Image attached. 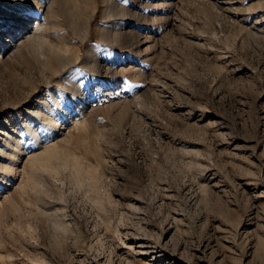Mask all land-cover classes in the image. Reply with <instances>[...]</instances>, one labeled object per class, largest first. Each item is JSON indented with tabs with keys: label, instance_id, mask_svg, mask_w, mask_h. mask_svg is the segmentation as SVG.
Wrapping results in <instances>:
<instances>
[{
	"label": "rangeland",
	"instance_id": "1",
	"mask_svg": "<svg viewBox=\"0 0 264 264\" xmlns=\"http://www.w3.org/2000/svg\"><path fill=\"white\" fill-rule=\"evenodd\" d=\"M42 1L45 56L0 60V128L21 149L0 264H264V0ZM48 144L98 183L55 161L33 187Z\"/></svg>",
	"mask_w": 264,
	"mask_h": 264
},
{
	"label": "bare ground",
	"instance_id": "2",
	"mask_svg": "<svg viewBox=\"0 0 264 264\" xmlns=\"http://www.w3.org/2000/svg\"><path fill=\"white\" fill-rule=\"evenodd\" d=\"M0 1H1L0 3H2L0 6V13H7L9 12V10L12 9H15V11L17 12L15 15L16 25H14L13 27L14 30H10L7 34H5L0 38V48L2 47V44L5 43V47L0 49V60H7L11 58L12 56L16 55V52H14L13 50L15 49V47H18L20 45L24 46L27 44H29L30 46L35 45V48L39 50L38 53L43 57L45 52H47V51L43 52L44 46L46 45L45 43H47V38H46L47 36L42 34V31H44V29H46L47 27L48 28L55 27L54 24L51 25L48 24L47 19H49L50 17H55V14L58 13L56 11L55 12L50 11L49 8L45 10L44 2L42 0H0ZM51 3L53 4V2ZM32 9L35 11L32 12ZM29 12H30L29 14L30 17L28 18L24 15V13H29ZM23 18L26 19L24 20ZM11 37H14L13 41L10 40ZM50 48L53 54L52 56L57 61L60 62L64 59L65 56L64 54L66 53V51H68L67 47H66L67 49H65L60 45L51 44ZM38 115H42L41 112H39ZM47 118L53 121L55 119V115L52 114ZM6 130L8 129L0 128V138L2 137L1 135L3 136L7 135V137L9 138L8 143L10 147L9 149L7 148L2 149L0 145L1 158L4 159L9 158V160L8 159L7 160L10 162V163L0 162V175L1 174L4 175L0 179L1 180L0 182H2V180L4 181L3 182L5 184L4 187H7L6 186L8 182L7 179L11 178L12 168L15 166L16 162L19 161L21 155L20 154L21 149L19 148L20 144L18 145L19 142L16 143L17 145H14V142H17L18 140L16 139L15 136L10 135ZM34 151H33L34 153L32 152V154L29 155L28 160H26L29 162V170H30L29 182L32 183L33 187L39 188L41 185L44 184L42 172H44L45 170L57 171V169H59L58 167L53 166L55 161L61 162L64 166H71L74 175L73 178L76 181H79L81 184L82 183L84 184V182L87 181L89 186H91L92 188L93 186L96 185L97 181H96L95 173L93 172V170H88L87 169L88 167L87 168L85 167L84 161L80 157H77L76 155L66 150L60 149L56 144H48L44 146L42 149H36ZM8 180L10 181V179Z\"/></svg>",
	"mask_w": 264,
	"mask_h": 264
}]
</instances>
